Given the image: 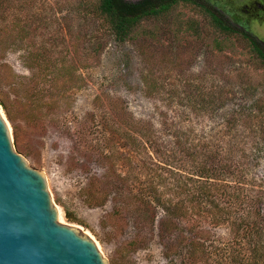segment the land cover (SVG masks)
I'll return each instance as SVG.
<instances>
[{"label": "rangeland", "instance_id": "374dc122", "mask_svg": "<svg viewBox=\"0 0 264 264\" xmlns=\"http://www.w3.org/2000/svg\"><path fill=\"white\" fill-rule=\"evenodd\" d=\"M95 1L0 0L12 11L0 15V28L28 20L41 29L26 39L55 42L32 69L22 50L0 42V91L14 121L0 107L15 150L45 173L60 221L87 233L110 264H190L187 249L168 256L161 234L171 228L207 239L214 258L230 250L249 255L246 240L213 225L202 208L183 210L171 226L149 197L157 189L167 207L181 198L196 203L186 192L206 180L202 166L215 154L232 214H246L240 200L257 195L264 213L263 61L237 34L215 47L226 35L194 2L144 19L117 43L89 12ZM207 1L264 41V0ZM187 20L198 28H181ZM14 36L16 29L0 39Z\"/></svg>", "mask_w": 264, "mask_h": 264}, {"label": "trees", "instance_id": "16d2710c", "mask_svg": "<svg viewBox=\"0 0 264 264\" xmlns=\"http://www.w3.org/2000/svg\"><path fill=\"white\" fill-rule=\"evenodd\" d=\"M180 1L196 3L198 7L202 8L210 16L214 27L226 35V39L223 41L218 40L214 43L215 47L222 49V44H227L226 41L229 37L237 34L249 42L264 63V41L247 31L244 26L233 22L222 9L211 2H200L201 0H96L89 6V12L101 22L104 29L111 31L117 43H125L131 39L133 33L144 19L169 15ZM11 13V6L0 5V15L2 17H8ZM197 25L198 23L196 24L194 21L187 20L182 23L181 28L184 29L185 27L187 30L191 28L196 29L198 28ZM1 27L4 30L0 28V34L3 31L12 32L14 29L20 34V36L6 37L4 40L0 39V42H4L10 50H22L24 52L22 55L24 64L29 69L33 68L32 64H30L32 60L40 59L45 62L50 52H53L54 48L50 43L55 44L54 40L34 39L29 41L26 39V34L38 32L41 29L39 24L33 27L28 20H24L22 24L10 23L6 20V23ZM193 32H196V30ZM33 43L36 44L37 51H30L28 49V46ZM62 44V49H65L67 52L70 51L65 39H63ZM74 47L76 46L74 45ZM62 64V66H68L69 63L64 61ZM0 104L4 108L8 118L14 121L11 107L12 102H8V98L1 91ZM218 170H221L220 162L216 155L212 154L207 158L205 165L203 164L202 166L201 176L205 177L206 180L200 181V184L192 185V188L190 187L191 189L186 192L187 197L194 195L199 198V201L197 200L192 205H190L187 199L181 198L175 203H169L171 207H167L166 200L158 193L157 189L152 191L153 193L149 197V201L158 204V206L169 213L166 224L168 223L171 226H174L172 221L174 218L186 216L182 215L181 212L183 210L187 209L186 211L194 214L195 206L202 208L213 225L226 224L231 228L232 234L236 237L240 235L245 239L248 243L249 255H242L230 250V254H218L214 258L212 252L209 251L207 239L201 235L200 238L194 239L180 234L176 235L173 228H171L172 230L161 234L164 237V246L167 248L168 256L170 254L178 256L180 251L187 249V261L190 264H223V260H229V264H264V213L261 210L262 202L258 199L260 196L257 195L256 198L248 201L241 199L240 205L247 207L249 211L243 215L232 214L231 209L234 206L229 204L230 202L222 201L223 199L221 198L222 192H226V183L218 177ZM66 216L74 220L69 212H66ZM193 232V230L188 231L190 234ZM198 232L201 234V230L196 231L195 234H198Z\"/></svg>", "mask_w": 264, "mask_h": 264}, {"label": "water", "instance_id": "95a60500", "mask_svg": "<svg viewBox=\"0 0 264 264\" xmlns=\"http://www.w3.org/2000/svg\"><path fill=\"white\" fill-rule=\"evenodd\" d=\"M0 264H110L87 233L60 221L45 173L15 150L1 110Z\"/></svg>", "mask_w": 264, "mask_h": 264}, {"label": "flooded vegetation", "instance_id": "af4514ba", "mask_svg": "<svg viewBox=\"0 0 264 264\" xmlns=\"http://www.w3.org/2000/svg\"><path fill=\"white\" fill-rule=\"evenodd\" d=\"M203 1L205 2L206 0H202V2H203ZM207 2H208V1H207ZM212 4L214 5V3H212Z\"/></svg>", "mask_w": 264, "mask_h": 264}, {"label": "bare ground", "instance_id": "6f19581e", "mask_svg": "<svg viewBox=\"0 0 264 264\" xmlns=\"http://www.w3.org/2000/svg\"><path fill=\"white\" fill-rule=\"evenodd\" d=\"M0 110H1V107H0ZM60 209V208H59ZM60 211V210H59Z\"/></svg>", "mask_w": 264, "mask_h": 264}]
</instances>
